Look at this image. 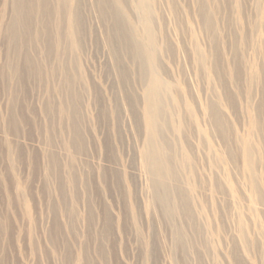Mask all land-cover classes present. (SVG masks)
Segmentation results:
<instances>
[{
  "label": "rangeland",
  "instance_id": "374dc122",
  "mask_svg": "<svg viewBox=\"0 0 264 264\" xmlns=\"http://www.w3.org/2000/svg\"><path fill=\"white\" fill-rule=\"evenodd\" d=\"M70 1L62 15L45 0L10 46L13 12L0 0V264H264V0H154L168 214L143 161L151 75L135 56L147 37L139 0H118L130 25L112 0L120 17L106 0H79L78 49L59 28ZM119 23L131 40L115 68L105 35ZM65 73L79 139L71 108L66 120L59 109Z\"/></svg>",
  "mask_w": 264,
  "mask_h": 264
},
{
  "label": "bare ground",
  "instance_id": "6f19581e",
  "mask_svg": "<svg viewBox=\"0 0 264 264\" xmlns=\"http://www.w3.org/2000/svg\"><path fill=\"white\" fill-rule=\"evenodd\" d=\"M55 2H56V6H55L54 10L56 9L55 11L59 14H62V15L64 14L63 11H65V6H72V4H73L70 0H55ZM101 2H102V4L104 3L102 0H101ZM107 2H109V0L108 1L106 0V3ZM110 2H109V4H111ZM9 3H10V7L12 8L13 16H11L9 22L7 23L6 35L10 40V46H13V45L18 46V44H17L18 40H21V41L24 40L25 32L28 31L24 28V25L28 24L27 21L30 17L29 15L31 13L35 12L38 8L42 11L46 10L45 0L42 2H36L35 0H9ZM154 3H155L154 0H139V2H138L137 7L139 8L141 14L143 15V23H144L146 30H147V37L145 38V36H144V38L146 39V41L144 40L145 43L142 42V44L136 46L137 48L135 47L136 48L135 51L137 54L135 56L136 57L138 56L140 59H142L141 63H143V62L145 63V65H144V67L146 68L145 72L147 73L148 76H149L148 73H150V75H151V78H150L151 81L149 80L150 84H149V87L147 88V104H146V112H147V117H148V121H147L148 149L143 153V161L145 164V168L153 175V178H152L153 201L159 202L162 205L163 210L166 212V214H168V213L175 212L176 208H175L174 204L170 203L171 192L173 189L167 186L166 181L172 180V179L174 180L175 175H174L173 168H172L173 164L171 161H168L167 156L165 155V151H164L165 143L168 146H170V145L167 142H165V138H163L161 136L162 135L161 134L162 128H159L160 121L158 120V118L160 116L162 118L163 114H162V111L158 110V108L156 107V103H158L159 101L160 102L164 101V96L162 93L164 87H163V84L161 81V76H160V69H161L160 67L161 66H159V63H158L159 61L157 60V57H156L159 54L157 55L155 53L156 49L154 48L155 47V36L154 35H156L153 32L154 27H152L153 26L152 19L154 20L153 17L155 16L154 10H156L155 9L156 4H154ZM158 3H160V2L158 1L157 4ZM79 4H80L79 0H77L74 3L75 9L69 10V13H68L66 19L64 18L65 21H63V23L65 22L64 25L59 22L60 23L59 28H61L62 30H63L64 26L66 25V27H65L66 37H67V39H69L70 44L72 46H74L76 49H78V46L80 43V35H78V31H79V27H80V25H78V24L80 22V19H79V14L77 12V9L79 8ZM112 4H113V6H114V4L117 5V8H115V9L118 10V12L120 14L122 8L119 5L122 4V2L119 3L118 0H112ZM112 4H111V6H112ZM105 6H107V5H105ZM111 6H109V7H111ZM113 6H112V8H113ZM153 6H154V8H153ZM103 10L106 11L107 8L103 9ZM110 10H111V8H110ZM110 10H109V12H110ZM113 10H114V8H113ZM116 10H114V11L116 12ZM153 11H154V13H153ZM121 13L123 15V12H121ZM103 14L108 15L110 13H104L103 12ZM119 14H118V16H119ZM204 14L205 13L203 12L202 15H204ZM62 15H61V17H62ZM112 15L113 14L111 12L110 16H112ZM63 17H62V20H63ZM108 17H109V15H108ZM119 17H118V19H119ZM124 17H125L124 22H126V24H129L130 21H127V19H129V18H126V16L123 15L122 18L124 19ZM113 18L117 19L116 16ZM205 18L208 20L207 17H205ZM114 21H116V20H114ZM114 24H115V22H114ZM120 25H122V24H120ZM129 25H127L128 27H126L127 28L126 30H129L131 28V26H129ZM116 26L123 28V25L122 26H119L118 24L115 25L113 39L108 40V38L110 36V30H109V34L107 32L105 35V39L109 45V49H110L109 52L113 58V63H114L115 68H116L115 63L116 62L119 63V58L121 57L122 54L125 53V51L121 50V45L124 44V47H127L126 43L129 44V42L131 40V36L127 33L126 30H125L126 32H124L123 30H122L123 32L121 30H120L121 32H117L118 28ZM133 29L134 28H132V30ZM62 30H60L59 39L61 37H63V35H62L63 31ZM115 33L117 35L121 34L120 35L121 36L120 41L117 40ZM40 40H43L42 37H40ZM116 40L119 42V44ZM47 44L50 46L52 45L49 42ZM157 49H158V47H157ZM158 51H159V49L157 50V53H158ZM17 52H18V50H17ZM17 52H15V54H17ZM22 53H24V52H22ZM32 56H33V52H28L25 57L31 58ZM58 57H61V60H63V52L62 51L58 53ZM72 60L73 61L75 60V63L77 64L75 56H72ZM137 61H139V60H137ZM65 62L66 61H64V63ZM139 63H140V61L138 62V64ZM144 67L142 66L141 68L143 69ZM30 68H32L38 75L42 76L43 72H42L41 67L33 68L32 64H31ZM138 68H140V66ZM56 71L58 72L59 70H56ZM60 71H61V69H60ZM65 71L69 72V74H71L72 69H70L69 71L68 70H65ZM54 72L55 71H53V73ZM66 76H67V74H66ZM64 86L68 87L67 89L66 88L65 89L69 90L70 93H69V95L66 94L67 96L65 95L66 97L60 103L59 109H60V112L65 115V119L64 118L63 119L66 120V110L67 109L70 110V108H71L70 116H69L70 124L72 126V130L74 129L75 137L79 139L81 134L79 132V125L76 124V121L79 119V117H78L79 108L78 107L80 104V99H79V95L74 91V83L72 81L71 75L67 76V78L65 79ZM59 88H61V86ZM67 100H69V101H67ZM63 114H62V116H63ZM207 118L209 119L210 124L212 121L213 124H216L218 127H220L223 134H224V128L222 125L223 121H222L218 111L215 110V108L212 107L208 111V117ZM12 119L13 118L10 116L11 123H12ZM14 119H15V117H14ZM63 119H62V121L64 122ZM12 125H13V123H12ZM214 129L216 131H218L217 133L219 134L220 129L217 130L216 126ZM186 146H187V143H186ZM186 149H187V147H186ZM245 150H246L245 152L248 155V157L251 156V154L253 153L249 149V147H246ZM166 161H167V163H166ZM181 243L182 242L178 238L176 247H178V245ZM181 246H183V245H181Z\"/></svg>",
  "mask_w": 264,
  "mask_h": 264
}]
</instances>
